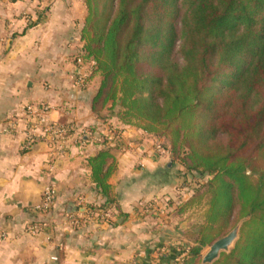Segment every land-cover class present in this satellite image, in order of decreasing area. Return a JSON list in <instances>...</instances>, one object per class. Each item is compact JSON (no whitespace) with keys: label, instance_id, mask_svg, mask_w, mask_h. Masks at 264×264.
Wrapping results in <instances>:
<instances>
[{"label":"trees","instance_id":"trees-1","mask_svg":"<svg viewBox=\"0 0 264 264\" xmlns=\"http://www.w3.org/2000/svg\"><path fill=\"white\" fill-rule=\"evenodd\" d=\"M85 4L83 56L102 77L93 111L164 138L188 173L208 177L179 211L206 203L195 245L182 261L162 259L201 264L202 248L245 219L234 248L212 264H264V0ZM99 143L89 162L106 207L120 148L103 135Z\"/></svg>","mask_w":264,"mask_h":264},{"label":"crops","instance_id":"crops-1","mask_svg":"<svg viewBox=\"0 0 264 264\" xmlns=\"http://www.w3.org/2000/svg\"><path fill=\"white\" fill-rule=\"evenodd\" d=\"M80 13L78 0H0V264H146L151 231H162L143 206L172 188L158 178L165 156L131 153L117 136L131 143L133 129L93 111L101 77L78 61ZM39 114L84 137L68 128L55 149ZM102 135L120 148L106 207L89 162ZM49 186L56 197L45 214Z\"/></svg>","mask_w":264,"mask_h":264},{"label":"rangeland","instance_id":"rangeland-1","mask_svg":"<svg viewBox=\"0 0 264 264\" xmlns=\"http://www.w3.org/2000/svg\"><path fill=\"white\" fill-rule=\"evenodd\" d=\"M78 3L80 5L81 13L79 14V19L81 21V24L79 26V29L76 30V33L81 39L80 45H83L84 47L85 41L82 39V29L86 25L88 9L85 4V0H78ZM84 53V50L80 51L79 54L81 56V59H79L78 61L82 62V60H85L90 62V68H92L93 71L95 61L93 59H85L83 56ZM97 76L101 77L100 74H97ZM101 112H104L107 115L110 114L108 109L102 110ZM115 118L116 117H114V119ZM42 119H44V116L39 114L38 122L40 124L44 123ZM116 119L120 121L118 118ZM121 123L133 129L132 132H130L131 134H133V141H131V143H128L120 136H117V139L120 138V141H122L123 144L126 143L125 145H129L127 150H129L131 153H138L137 151L145 148L143 152L145 154L151 153L152 155V153H157L162 157L165 156L162 163L163 170L158 173V178L163 183L167 180H171L172 185L171 190L167 191L165 194H161V197L154 196L150 198L149 201H147L143 206L144 217L147 216L146 218H148L151 225H153L155 228L162 229V231H151V251L146 260V264H166V261L162 259V256H166L173 261H182L184 257L189 253L192 245H195V243H193V239L190 237V234L196 232L198 226L204 222L207 206L203 201L200 204L187 207L182 212L179 211L193 194L194 188H196L199 183L205 182L208 177L200 178L198 177V175H196V173H188L180 161L175 160L171 156L169 151H165V149L161 145V142L164 141V138L156 136L154 134L146 133L139 127V125L123 122ZM67 125L68 128L71 129L70 131H72L75 135L79 134V138L82 139L84 137V132H79V127H77L76 124L71 122V124ZM59 126L64 129L63 133L60 134L62 135V137H58L56 135H53L52 133L49 134V144L57 150H63V146L65 145L64 139L68 135L69 129L65 125L60 124ZM115 128L116 127L112 125L109 126V130L103 129V131H105V134L103 135L110 138V136L112 135L108 136V133H114ZM139 141H142L143 143L141 144L139 143ZM138 143L141 145L139 146ZM134 157H136V155ZM243 220L245 221V219H241L240 221ZM240 221L238 223H240ZM234 227H232L224 235L230 232ZM33 231H38V229L35 227ZM224 235H222L221 237H223ZM217 239H215L214 241H216ZM211 244L206 245L202 248L200 255L201 260L209 250ZM201 264H203L202 261Z\"/></svg>","mask_w":264,"mask_h":264},{"label":"water","instance_id":"water-1","mask_svg":"<svg viewBox=\"0 0 264 264\" xmlns=\"http://www.w3.org/2000/svg\"><path fill=\"white\" fill-rule=\"evenodd\" d=\"M73 206L70 204V207ZM243 221H240L230 232L214 241L207 253L202 257L203 264H212L218 260L223 252L229 253L240 238V231Z\"/></svg>","mask_w":264,"mask_h":264},{"label":"built area","instance_id":"built-area-1","mask_svg":"<svg viewBox=\"0 0 264 264\" xmlns=\"http://www.w3.org/2000/svg\"><path fill=\"white\" fill-rule=\"evenodd\" d=\"M42 121L44 123H46V120L45 118L42 119ZM46 131H47V134H53V135H56V136H60L62 137V134L64 129L62 127H60L58 124H53V123H46ZM55 190H54V187L53 186H49L46 188L45 192H44V199H43V202L39 205V209H44V208H47L49 206H51L55 200Z\"/></svg>","mask_w":264,"mask_h":264}]
</instances>
